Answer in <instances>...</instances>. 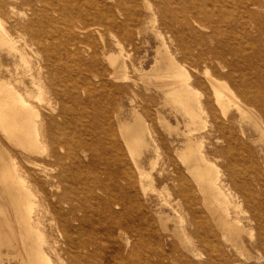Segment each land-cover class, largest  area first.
I'll return each instance as SVG.
<instances>
[{"label": "bare ground", "instance_id": "bare-ground-1", "mask_svg": "<svg viewBox=\"0 0 264 264\" xmlns=\"http://www.w3.org/2000/svg\"><path fill=\"white\" fill-rule=\"evenodd\" d=\"M162 1L154 8L149 0H0V264H12L11 258L20 264H264V147L250 148L241 123L237 142L226 133L234 130L226 124L234 122L228 111L235 106L264 142V121L246 108L264 107V55L249 63L240 59L241 47H206L199 59L231 55L228 77L239 66L241 83L231 86L207 66L214 99H195L191 94L202 82L176 59L180 48L174 50L156 26L160 14L173 37L183 36L173 32L163 9L176 2L182 14L184 0ZM141 3L149 8L159 45L150 69H132L144 91L155 85L164 94L162 107L185 118L180 146L149 122L156 114L170 132H179V120L174 127L163 108L153 112L129 73L131 53L115 35L117 50L106 39L111 30L121 33L147 20H141ZM246 69L256 73L247 76ZM109 81L118 84L111 88ZM95 89L111 99L98 120L81 95L97 97L99 108ZM125 98L134 122L122 116ZM81 103L87 115L76 111ZM212 132L224 142L215 151L227 160L221 165L205 150ZM156 163L175 201L162 198L153 214L142 193L146 164Z\"/></svg>", "mask_w": 264, "mask_h": 264}, {"label": "rangeland", "instance_id": "rangeland-1", "mask_svg": "<svg viewBox=\"0 0 264 264\" xmlns=\"http://www.w3.org/2000/svg\"><path fill=\"white\" fill-rule=\"evenodd\" d=\"M149 1L152 7L157 8L158 0H149ZM176 1L177 3L179 2L178 0ZM218 2L220 4L223 3V7H219L220 4L219 5L212 4L211 6H207L205 5L203 0H184V3H180V5L178 4L179 6L182 5L185 7V9L183 8L184 10L182 11L183 12L182 14H181V10H178L179 8H176L177 7L176 2H173L171 5H166V7L168 8L165 7L163 9L164 10L163 12H165V16L172 17L173 21L171 24H173L172 25L174 29L173 32L177 33L176 30L181 31L183 36L173 37L172 32L169 31V28L166 25L162 24V19L160 14L156 22V26L164 34V36L166 37L167 41L172 46V48L174 50L175 48L177 49L180 48L177 54L175 55L176 59L180 63H183L185 68L193 76L194 79L198 80L199 82H202V85L203 83L205 84V86L201 85V87H198L200 92L199 91L196 93L193 92V94H191L195 99H201L204 101L207 100L208 96H211L212 100L214 99L213 89L208 85V83L205 80L206 77L204 72L205 70L203 69H206L207 66L211 68V71L218 79H220L223 82L225 81L231 86L232 85L234 86L235 84L234 80H237L239 84L241 83V75L238 68L239 66H236L233 72L234 78L228 77V73L231 70V67L227 65L228 63H232L233 65V63L235 62V60L232 58L231 55H227V57L223 60H210L209 62H207L204 59H199V53L202 50H206V47L214 46V47L223 48L226 52H229L232 46L241 47L242 49H244V51L241 54L240 59L244 61L247 58L248 59L251 58L252 60L251 59L248 60L249 63L250 60L254 63L257 56H260L261 54L264 55V38L259 46L254 43L255 39L258 36L257 27H259L260 24L262 25L261 29L264 32V0H218ZM172 7L175 8L177 11H175V9H173ZM146 9H147V5L144 6V3H141V7H140L141 20L147 19L146 20L147 22L141 21L137 25L124 27L121 33L115 30H111L106 35V39L108 43L111 45V48L113 50H117V46L114 43V35H115L116 38L123 43L126 53H131V58L127 60L129 64V73L130 75H132V77L137 79L138 81L137 88L140 91L141 90L144 91V89L141 88L143 84L140 83V80H138L140 74L134 72V70L132 69L133 68L132 64H135L136 66H138V68H141L142 70L150 69V67L155 61L156 49L159 45V39L156 38V34L154 30H152L153 22H151L150 20L151 18H149L150 17V11L148 10L149 8L147 9V12ZM176 12H179V14ZM181 20L184 21L185 24L181 22ZM126 32L132 34L133 37L131 40L121 37L122 33H126ZM110 34L112 37L110 36ZM194 69L195 70L198 69L199 73L197 71H194ZM251 72L256 73L251 69H246L244 71V73L247 74V76H250ZM87 77L88 78L91 77L90 81L92 79L93 88L99 89L100 86L98 81H96L97 79L93 78L91 73L89 72L87 74ZM182 81L183 83L186 82L185 80ZM153 82H156V80L153 79ZM115 84L118 83L112 81L111 83H109V87L114 88L116 86ZM129 84L131 86L129 87L133 88L132 83ZM123 87L128 88L127 86L125 87V85H123L122 88ZM241 89H247V88L245 86H242ZM82 91H81V95L86 99L88 109L84 106L83 103H81L75 105L76 111L80 113V111L85 112V110L87 109L89 111H92L90 113L91 114L93 113L92 115L96 120L102 118L101 117L103 115L102 110L107 108L111 102L110 97L109 96L107 97L108 93L96 90V94L101 97L100 107L97 108V106L95 105V101L97 97L95 98L91 97L90 95H88L87 92H85L84 90ZM144 92H145L144 102H146L151 107L153 112H155L156 109L158 108L160 109L163 108L162 105L164 104V94L163 92L159 91L155 85H152L149 91H144ZM131 96L133 97V95ZM134 98H135L134 103H139V104L142 103L140 97H134ZM119 101L120 99L118 95L115 100V106H114L115 112L118 109ZM131 106L132 105L130 104V100L128 98H125L122 116L124 119H127L129 121L134 120L133 119L134 117L132 116V112H131ZM194 107L196 108V105H194ZM229 108L230 109L228 111V115L231 117V121L234 122H230L229 124L227 123L226 125L230 127H232L233 125L234 130L229 131L226 128V133L228 135L233 134L232 135L233 141L234 143L237 142L238 141L237 139L242 137L241 131L239 130V125L241 123L243 125L244 132H246L245 134L247 135V137H249L247 139V144L250 146V148H252L255 151L257 150L259 152L260 148L264 147V142L261 141V139L259 138L258 132H256L255 129L250 125L248 118L245 117L241 118L240 113L238 112L235 106H231ZM246 108L249 111H251L253 117H255L258 120L264 121V107L256 106V104H247ZM162 110L170 118V121L173 126L178 125L177 119L179 120V128H180L179 132L176 131V128L172 129L170 132L167 129L168 126L166 124H163L158 121L156 114H154L153 116V121L149 120V122H151L150 125L155 127V130L161 136L165 137L166 140L167 139L173 140L175 141L176 146H180L181 142L184 140V134L182 131L186 129L185 118L181 115L180 112L175 114V111L172 110L170 106L164 107ZM216 111L217 114L221 116L220 118L224 119L222 115L223 112L218 106H216ZM85 114L87 115L86 112ZM200 114L202 115L204 121L206 118V114L205 113H200ZM118 135L120 137L121 134L119 133ZM206 135L207 137L205 139V146H206L205 150H208L211 156L217 157L218 160L217 162L220 165L222 162L225 161L227 162V160L224 157H220V156L218 157V155H220L219 152H215L217 146L221 147L222 145H224L223 141L219 140L220 142H217V136L219 135V132H212V134L206 133ZM198 136H200V134H198ZM249 140L253 142H250ZM159 143L161 145L159 152H161L163 151L164 148L163 142L160 140ZM5 145L7 144L5 143ZM7 146L10 149H12L9 145ZM174 148L176 147L172 148L173 151ZM144 153L145 150L143 151L142 156H144ZM244 153L246 156L247 152ZM262 159L264 160V154L262 155ZM159 167H161V164L159 165V163H156L155 165L146 164V172L149 173V176L145 175L146 177L145 176L143 177L144 178L143 189L145 190H143L142 198H144L143 200H145L146 205L150 207V210L153 214H155L154 211L158 208L160 203H162L163 201L162 198H168L169 200L172 201L173 199H175V194L172 190V185L171 183L165 184L163 182L164 181L163 175H165V173L164 174L160 173ZM166 174H168V172H166ZM169 195L172 197H170ZM244 236L247 239L248 234H245ZM11 251L12 250H10V252ZM11 261L12 264H20V262L16 258H11Z\"/></svg>", "mask_w": 264, "mask_h": 264}]
</instances>
